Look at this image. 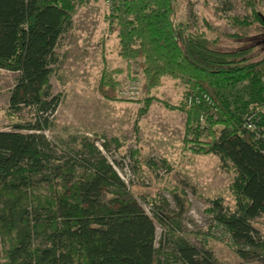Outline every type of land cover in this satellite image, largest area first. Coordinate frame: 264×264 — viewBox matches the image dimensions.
I'll return each instance as SVG.
<instances>
[{"label": "trees", "instance_id": "trees-1", "mask_svg": "<svg viewBox=\"0 0 264 264\" xmlns=\"http://www.w3.org/2000/svg\"><path fill=\"white\" fill-rule=\"evenodd\" d=\"M83 1L0 0V69L17 72L4 108L10 129H0V264H220L163 222L160 197L149 196L151 213L164 226L156 247L153 218L95 139L72 135L59 152L47 138L60 102L50 83L59 67L55 48ZM107 1L118 55L138 60L142 91L149 93L165 75L186 85L183 100L164 102L186 115L185 133L193 136L184 143L193 152L216 155L233 171L227 185L232 205L217 196L207 211L240 258L264 264L257 224L264 215V51L255 52L256 45L216 48L215 39L171 17L175 0ZM253 9L229 20L236 28L232 36H243V27L249 34L254 23L264 28V13ZM105 79L100 93L114 98L117 83ZM192 91H204L212 103L187 104ZM24 106L32 111L29 120L19 115ZM253 111L251 130L242 122ZM101 146L109 151L107 142Z\"/></svg>", "mask_w": 264, "mask_h": 264}, {"label": "rangeland", "instance_id": "rangeland-1", "mask_svg": "<svg viewBox=\"0 0 264 264\" xmlns=\"http://www.w3.org/2000/svg\"><path fill=\"white\" fill-rule=\"evenodd\" d=\"M109 6L107 0L78 3L71 28L56 45L59 67L50 83L53 92L60 95V102L50 116V128L44 131L47 138L59 152L72 135L95 139L120 178L128 179V190L136 201L153 218L156 247L164 226L151 213L146 201L149 196L160 197L156 204L162 211L157 214L163 222L220 264H262L257 258H240L207 211L211 199L217 196L225 200L224 204L232 205L227 185L232 182L233 171L221 166L216 155L193 152L184 143L185 138L193 136L185 133L186 115L164 102L177 104L183 100L186 85L179 78L165 75L149 93L142 91L144 79L138 60L118 55L117 32L109 29L106 19ZM252 7L264 13V0H175L171 17L185 21L191 32L215 39L216 48L256 45L255 52H263L264 28L257 23L246 28L249 34L243 27L238 31L244 32L243 36L231 35L236 28L229 20L248 15ZM16 75L17 72L0 69V129H10L12 121L4 108ZM106 76L117 83L114 98L100 93ZM127 90L133 91V96L124 92ZM148 96L154 98L142 111ZM19 115L29 120L32 111L24 106ZM204 121L201 114V126ZM103 141L109 144V151L102 148ZM257 224L264 236V215Z\"/></svg>", "mask_w": 264, "mask_h": 264}, {"label": "built area", "instance_id": "built-area-1", "mask_svg": "<svg viewBox=\"0 0 264 264\" xmlns=\"http://www.w3.org/2000/svg\"><path fill=\"white\" fill-rule=\"evenodd\" d=\"M261 80L264 84V75L261 77ZM126 92L127 94H129V96H133L134 92L133 91H124ZM210 97L207 93H205L204 91H192L190 93H188L187 97H186V101L188 104H192V103H196V104H199V103H206V104H211L212 102L210 101ZM255 115L254 111L252 113H249L246 115L245 119H244V122H242L244 124L245 127L247 128H250L251 130L252 129H255L256 128V125H255V119L253 118ZM264 128V126H263ZM264 136V132L262 134ZM126 184L128 183L127 180L128 179H122ZM128 186V185H127Z\"/></svg>", "mask_w": 264, "mask_h": 264}]
</instances>
